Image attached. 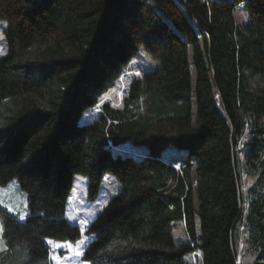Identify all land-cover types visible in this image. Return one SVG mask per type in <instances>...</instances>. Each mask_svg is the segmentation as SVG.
Listing matches in <instances>:
<instances>
[{"label": "trees", "instance_id": "trees-1", "mask_svg": "<svg viewBox=\"0 0 264 264\" xmlns=\"http://www.w3.org/2000/svg\"><path fill=\"white\" fill-rule=\"evenodd\" d=\"M0 20V186L29 199L24 221L0 206V264H53L48 240L78 243L73 178L94 201L106 174L122 191L86 230L85 263L264 264V0H0ZM142 48L159 69L81 125Z\"/></svg>", "mask_w": 264, "mask_h": 264}, {"label": "rangeland", "instance_id": "rangeland-1", "mask_svg": "<svg viewBox=\"0 0 264 264\" xmlns=\"http://www.w3.org/2000/svg\"><path fill=\"white\" fill-rule=\"evenodd\" d=\"M234 17L240 24L247 21L244 6H240L237 9ZM6 27V22L0 20V59L8 53V44L5 37ZM159 66L160 64L157 59L150 55L144 48L140 49L137 56L130 62V64L123 68V75L120 80H118L114 86L103 95L101 104L96 109L86 111L80 117L79 123L81 125H88L94 122L101 113V107L103 104H110L113 108L120 109L131 83L135 79L154 73L159 69ZM117 150L128 152L135 156H143L148 153V149L146 147L134 146L132 144L118 147ZM174 150L179 151L178 149L168 148L166 149V152L170 153ZM252 185V179L247 177L243 179L242 193L244 197H246L248 190L252 187ZM88 187L89 181L86 177L81 175L74 176L73 192L71 194V198L69 199L67 212L70 220L74 224L78 225L81 228V231L83 230V236L82 239L75 245H72L71 243H62L63 248H60L62 250L59 252L60 256L55 251L56 259L60 260L58 264H88L82 260V257L86 248L93 240L89 241L90 235L86 233V230L88 229L90 223H92L107 207L109 201L122 191L121 184L111 174L105 175L99 195L94 201L89 199ZM28 200L27 193L21 189L17 179H14L7 185L0 186V206L7 211H16L13 212V215H15V213L16 215H19L22 211H29ZM0 224H2L1 218ZM172 237L177 245L187 243L188 234L184 224H178L173 227ZM69 244H71V248H69ZM244 255L248 256V253L242 251L240 253V259H242ZM186 263L202 264L201 255L196 252L188 256L186 258Z\"/></svg>", "mask_w": 264, "mask_h": 264}, {"label": "crops", "instance_id": "crops-1", "mask_svg": "<svg viewBox=\"0 0 264 264\" xmlns=\"http://www.w3.org/2000/svg\"><path fill=\"white\" fill-rule=\"evenodd\" d=\"M73 192V191H72ZM8 212L9 213H11V214H14L13 212H16V211H9L8 210ZM15 215H16V213H15ZM21 221H24L28 216H29V211L28 210H26V211H22L21 212V214H19V215H16ZM21 216H24V218L23 219H21L20 217ZM66 218H67V220L70 222V223H72V224H74L71 220H70V218H69V216H68V212L66 211ZM93 239H92V237L91 236H89V241H92ZM3 242H4V244H6L5 243V240H4V238H3ZM48 246L51 248V258H52V261H53V264H58V262L60 261L59 259L57 260L56 259V252H57V254L59 255L60 253V251H62L60 248L58 249L57 248V242H54L53 241V243L51 244V245H49L48 244ZM56 251V252H55ZM60 256V255H59Z\"/></svg>", "mask_w": 264, "mask_h": 264}, {"label": "snow or ice", "instance_id": "snow-or-ice-1", "mask_svg": "<svg viewBox=\"0 0 264 264\" xmlns=\"http://www.w3.org/2000/svg\"><path fill=\"white\" fill-rule=\"evenodd\" d=\"M20 218L23 219L24 216H21ZM3 231H4L3 225L0 224V251H3L6 248V244H4V242H3V235H2ZM52 243H53L52 240H48L47 241V244H49V245H51ZM57 248H63V244L62 243H57ZM69 248H71V244H69Z\"/></svg>", "mask_w": 264, "mask_h": 264}, {"label": "bare ground", "instance_id": "bare-ground-1", "mask_svg": "<svg viewBox=\"0 0 264 264\" xmlns=\"http://www.w3.org/2000/svg\"><path fill=\"white\" fill-rule=\"evenodd\" d=\"M71 198V197H70Z\"/></svg>", "mask_w": 264, "mask_h": 264}]
</instances>
